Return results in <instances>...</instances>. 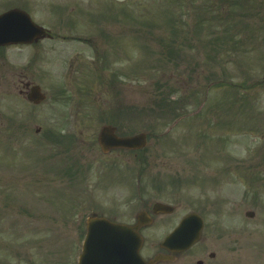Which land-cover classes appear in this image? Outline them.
Segmentation results:
<instances>
[{
    "label": "rangeland",
    "instance_id": "1",
    "mask_svg": "<svg viewBox=\"0 0 264 264\" xmlns=\"http://www.w3.org/2000/svg\"><path fill=\"white\" fill-rule=\"evenodd\" d=\"M17 3L55 35L87 41L0 49V264H78L86 219L137 200L104 175L136 168L163 180L141 184L139 198L176 209L149 232L190 212L207 222L197 246L158 264H264V0H0V13ZM68 77L70 101L57 85ZM28 81L46 101L20 93ZM99 115L146 133V149L102 155ZM61 129L85 135L75 151L89 179L73 161L71 178L52 167L58 147L44 137ZM165 236L144 235L143 255Z\"/></svg>",
    "mask_w": 264,
    "mask_h": 264
},
{
    "label": "water",
    "instance_id": "2",
    "mask_svg": "<svg viewBox=\"0 0 264 264\" xmlns=\"http://www.w3.org/2000/svg\"><path fill=\"white\" fill-rule=\"evenodd\" d=\"M43 31L23 11L12 10L0 16V44L30 41L35 34L42 36ZM32 99L40 100L38 95ZM113 131L112 128H105L102 132L101 142L105 149L112 146L142 147L147 142L146 134L119 138ZM202 228V219L197 214H190L167 236L163 247L171 252L184 251L201 237ZM87 230L80 264H155L174 259L172 255L159 254L151 260H144L139 253L143 238L140 235H129L134 233L131 226L113 223L105 218H91Z\"/></svg>",
    "mask_w": 264,
    "mask_h": 264
},
{
    "label": "flooded vegetation",
    "instance_id": "3",
    "mask_svg": "<svg viewBox=\"0 0 264 264\" xmlns=\"http://www.w3.org/2000/svg\"><path fill=\"white\" fill-rule=\"evenodd\" d=\"M55 39L56 38H54V37H50V38H47L45 40H55ZM64 39L65 38H58V40H64ZM87 80L91 84V79L88 78ZM71 84L72 83L70 82L69 77L64 78L63 83L57 84L59 95H64L65 97H63V98L68 97L69 96L68 92L72 89ZM35 85H39V84H37V83L32 84L29 81L23 82V87H22L23 89L20 90V93L22 95H25V97H27L28 99H30V97H32L31 94L37 93V91L35 90V88H36ZM60 85L63 86L62 89H61ZM42 90H43V88H42ZM82 90H85V88ZM47 97H48V95L46 94V98L42 102L46 101ZM78 123H80V121H75L73 124L77 125ZM105 123H107V122H104L99 128L101 129V127ZM107 124H109V123H107ZM81 125H82V127L87 126L84 122H82ZM99 130H98V132H99ZM79 131L80 130L65 131L62 129L61 130L46 131V136L44 137V143H47L48 145H50V144L55 145L58 147V148H55L53 150L54 152L52 151L53 153L52 152L50 153L51 154L50 157L60 159V164L53 165L52 167L56 168L60 171L61 176H59V177L62 179H63V176H67L68 178H71L72 176L73 177L76 176L75 174H77V169H80V171L82 172V175L87 176L89 179V174L87 173L85 166L79 161L80 157L77 155V151H75V149H74L75 147H77V150H78V144H80L83 140H85V135L83 133H79ZM73 132H75L77 135H75ZM97 133L93 134L94 135L93 136V142H95V145H96ZM69 134H74V136L69 135ZM65 143H68V144H65ZM88 147L93 148L94 145L92 143H89ZM121 151H122V149H116V150L113 149L108 153H105V152L102 153V155L107 156V155H111L113 153H121ZM70 161H73L76 165H78L76 170H71V169L63 166L64 162L69 164ZM144 172H145V169H138L137 173L135 174V178L137 177L136 181L138 182L139 186L142 183L144 185L148 183L147 185H149V184H151L150 182H156L155 177H153L151 175H145ZM63 173H65V174H63ZM106 175L107 174L104 175L102 183H104V185L107 187L110 186L111 184H114V182H121L124 180V177H117L115 179V181H111V180L107 179ZM131 175H134V174H131ZM131 179H132V177H130L129 179L127 178V182L130 181ZM162 181L163 180L160 179L158 181L157 185L160 186V184H162ZM154 185H156V183H154ZM67 188L79 189L80 187L76 186V185H72V186H67ZM157 202L171 204L170 202H165L164 200H162V201H147L145 199H141L138 201H133L130 204L123 206V207H112V210H111L112 213L110 212V214H108V212H107L106 215H108L107 217L111 218L113 221L120 222V223H127V224H130L133 226H137L138 227L137 231L140 235H168L169 231H171V229L169 231L162 232V233H151L148 231V229H150L153 226L160 224L161 222H163V220L165 218L174 214V212L176 211V209L174 208L173 213H166V212H164V210L162 208H159V207L156 208L155 207ZM78 225H80V224L78 223ZM210 256L212 257L211 258L212 260L215 259V257H216V256L213 257L212 253L210 254Z\"/></svg>",
    "mask_w": 264,
    "mask_h": 264
}]
</instances>
